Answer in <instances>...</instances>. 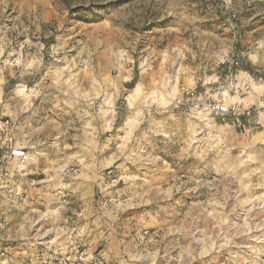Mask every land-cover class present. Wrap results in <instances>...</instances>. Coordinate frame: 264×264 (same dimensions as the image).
Returning <instances> with one entry per match:
<instances>
[{
  "label": "rangeland",
  "instance_id": "rangeland-1",
  "mask_svg": "<svg viewBox=\"0 0 264 264\" xmlns=\"http://www.w3.org/2000/svg\"><path fill=\"white\" fill-rule=\"evenodd\" d=\"M261 4L264 0H0V120L30 121L34 127L46 115V121L53 117L46 135L34 136L32 128L23 135L41 191L24 205L18 194L4 199L0 216L7 219L9 237L0 238V264H54L79 251L82 264H99L97 231L76 241L77 229L70 232L71 224L55 219L49 169L71 154H89L84 165L97 158L105 166L121 162L116 168L136 180L148 172L141 180L148 179L156 192L169 177L182 190L190 188L188 205L201 201L191 219L178 218L183 215L178 209L169 216L156 208L161 203L133 210L139 217L158 209L156 216L166 218L147 228V235H155L146 243L149 252L132 259L136 264H264L262 131L261 140H229L224 169H215L210 137L196 133L198 119L188 134L185 114L164 102L176 95L174 87L180 92L220 72L219 58L228 48L248 53L247 28L264 17L248 19L262 11ZM115 155L120 158L113 161ZM199 162L203 176H170ZM73 172L78 175V169ZM30 176L23 180L32 183ZM15 246L28 249L27 255L20 256ZM32 249L47 255L44 262Z\"/></svg>",
  "mask_w": 264,
  "mask_h": 264
},
{
  "label": "crops",
  "instance_id": "crops-1",
  "mask_svg": "<svg viewBox=\"0 0 264 264\" xmlns=\"http://www.w3.org/2000/svg\"><path fill=\"white\" fill-rule=\"evenodd\" d=\"M261 8H263L261 12L258 11L256 14L251 15L248 20L255 19V17H264V5L261 4ZM255 21L258 22V20H254L247 28L248 31L246 33L248 34V39L246 41V47L248 48V53L242 57L240 66L236 71V90L229 96V99L236 100L245 107L264 104L263 85L256 80L257 76L264 78V20L262 23L253 24ZM207 77L208 79L203 80L202 83L193 85L197 87L196 95L198 97L200 93L210 92L216 82L223 78V74L221 71H217V73L214 72L213 74L207 75ZM173 89L174 93H176L173 98H163L164 102L169 103V105H172L175 98L179 95V89L175 87ZM23 97L26 98V96ZM31 104L32 102L26 103L25 107L28 109ZM182 116H184V126L186 124L188 134H192L196 127L197 117ZM46 119L40 124L36 123L37 125L34 127L28 126L30 124L28 122L30 121L21 123L18 143L27 151L28 157L30 156L29 146L26 144L23 135L30 128L34 130V136L49 133V129L52 127L50 121L53 120V117L47 121ZM20 121L22 120H11L13 127L16 128ZM212 123L213 129L208 144L214 150L211 160L216 161L215 169H224L223 157H225V154L223 152L226 150V145L229 140H250L257 139V137L261 140V136L259 137L258 135L261 133L264 135V113L262 112L255 113L252 117H234L229 119L227 123H220L213 119ZM88 127V121L83 120L82 129L83 132L87 133V136L84 135L86 139L89 138ZM262 137V141H264V136ZM100 153L99 151L98 155ZM193 155L196 158L202 159L200 152H194ZM88 157H90L89 154L83 155L82 157L71 154L65 161L50 167L49 180L55 182L52 188L54 190L52 203L56 211L55 219L66 223V225L71 224L70 232L77 229V236H73L74 238L75 236L77 237L76 241L82 239L80 235L86 236L90 235L91 231H97L95 239L100 240L99 248L97 249L99 253L96 252L101 258L99 264H136L132 259H136L138 256H144L145 254L143 255V252L145 251L148 253L146 243L152 240V234L155 235V233L152 231V234L147 235V228H152L154 223H162V219H166L163 216H156L158 209L164 208L169 216L172 210H182L183 215L179 213V217H177L191 219V212L201 208L200 200L197 203L195 200L192 202L189 201L191 205L187 204L188 199H191L190 188L182 190V184L170 182L168 177L165 184L160 187L161 189L158 188L156 192L153 189V185H150L148 179L141 180L149 176L150 173L146 172L143 176L138 175L139 180L132 178V176L122 175V172L116 168L122 165L121 162L117 163L115 168L122 176V185H124L116 190L104 192L100 175L103 170L111 166H105L104 158H97L96 161L86 164L88 167H92V169L86 171L83 167L86 166L84 165V160L87 162ZM118 158L120 156L115 155L113 161ZM200 166L199 162V164L192 165L191 167L176 170L170 176H175L178 172H184L188 176L200 177L204 173ZM70 167L78 169V175L73 172V169L69 170ZM26 168L27 174L33 178L31 179L32 183H27L26 180L19 181L15 179L10 192L5 190L0 191V211L2 214L4 213L2 210L4 201L12 197V195H21V200L24 205L30 198L34 199L41 191L38 179L34 178L39 172L32 166L29 159L26 163ZM59 187L65 188L69 195V201L65 205L61 204L55 196V190ZM157 203H161V206L156 207L158 209L148 208L141 212L139 217H135L137 215L133 214V210L138 207H149L150 204L157 205ZM198 219H200V216ZM7 223L5 217V223L0 227L1 239H7L9 237ZM91 225H94V227H91ZM145 231L147 233H144ZM14 249L17 250L15 252L19 253L20 256L27 255L24 251L28 249L24 250L21 246H15ZM32 251L35 258L40 257L41 262H44L43 260H45L47 255L43 257V254L39 253L41 251L40 249H32Z\"/></svg>",
  "mask_w": 264,
  "mask_h": 264
},
{
  "label": "built area",
  "instance_id": "built-area-1",
  "mask_svg": "<svg viewBox=\"0 0 264 264\" xmlns=\"http://www.w3.org/2000/svg\"><path fill=\"white\" fill-rule=\"evenodd\" d=\"M246 54V49L236 46L228 48L218 62L223 78L212 91L200 93L198 97L196 86L181 87L179 95L173 101L174 110L181 114L197 117L199 125L196 133L201 138L211 136L213 119L220 123H227L229 119L234 117H252L255 113H264V104L245 107L236 100L229 99V96L236 90V71L240 66L242 57ZM256 80L263 85L264 90V78L257 76ZM23 122V120L20 121L18 126L14 128L9 118L5 117L0 120V191L10 192L15 179L23 180L28 175L26 163L29 157L27 151L18 143L19 130ZM69 170H72V167ZM181 176L185 175L181 174ZM100 179L102 189L106 191L118 187L122 181V176L115 167H108L101 172ZM55 196L63 205L69 201V195L63 187L55 190ZM4 221V217L0 216V227ZM83 260L84 251H79L73 258L60 257L54 264H82Z\"/></svg>",
  "mask_w": 264,
  "mask_h": 264
}]
</instances>
